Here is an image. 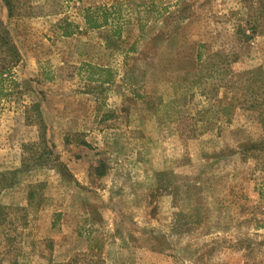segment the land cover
Returning a JSON list of instances; mask_svg holds the SVG:
<instances>
[{
	"label": "rangeland",
	"instance_id": "1",
	"mask_svg": "<svg viewBox=\"0 0 264 264\" xmlns=\"http://www.w3.org/2000/svg\"><path fill=\"white\" fill-rule=\"evenodd\" d=\"M0 79V264H264V0H0Z\"/></svg>",
	"mask_w": 264,
	"mask_h": 264
},
{
	"label": "trees",
	"instance_id": "2",
	"mask_svg": "<svg viewBox=\"0 0 264 264\" xmlns=\"http://www.w3.org/2000/svg\"><path fill=\"white\" fill-rule=\"evenodd\" d=\"M94 15L92 13L87 14V23L90 27H97V24L93 22ZM65 35L69 36V32H65ZM6 80L0 79V91L3 92L4 84ZM258 107L261 108L260 111H258L259 121L260 124L264 127V98L261 101V104H258ZM246 146V150L248 151H263L264 152V140H261L260 142H250ZM4 216H7V208L2 207L0 205V219H5Z\"/></svg>",
	"mask_w": 264,
	"mask_h": 264
},
{
	"label": "crops",
	"instance_id": "3",
	"mask_svg": "<svg viewBox=\"0 0 264 264\" xmlns=\"http://www.w3.org/2000/svg\"><path fill=\"white\" fill-rule=\"evenodd\" d=\"M61 36H62V35H61ZM64 36H66V35H63V36H62V37H60V38H62V39H63V38H64ZM71 36H72V35H70L69 37H71ZM30 52H33V51H30ZM35 52H36V51H35Z\"/></svg>",
	"mask_w": 264,
	"mask_h": 264
}]
</instances>
